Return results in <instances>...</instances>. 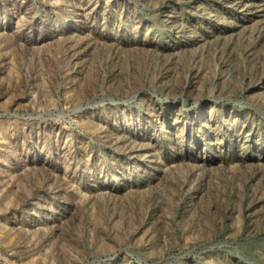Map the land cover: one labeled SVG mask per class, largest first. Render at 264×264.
I'll return each instance as SVG.
<instances>
[{
  "label": "rangeland",
  "instance_id": "obj_1",
  "mask_svg": "<svg viewBox=\"0 0 264 264\" xmlns=\"http://www.w3.org/2000/svg\"><path fill=\"white\" fill-rule=\"evenodd\" d=\"M0 264H264V0H0Z\"/></svg>",
  "mask_w": 264,
  "mask_h": 264
}]
</instances>
